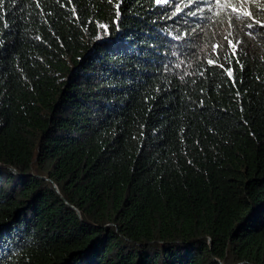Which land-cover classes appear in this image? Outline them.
I'll list each match as a JSON object with an SVG mask.
<instances>
[{
	"label": "trees",
	"instance_id": "obj_1",
	"mask_svg": "<svg viewBox=\"0 0 264 264\" xmlns=\"http://www.w3.org/2000/svg\"><path fill=\"white\" fill-rule=\"evenodd\" d=\"M249 22L215 0H0V264H264Z\"/></svg>",
	"mask_w": 264,
	"mask_h": 264
},
{
	"label": "snow or ice",
	"instance_id": "obj_2",
	"mask_svg": "<svg viewBox=\"0 0 264 264\" xmlns=\"http://www.w3.org/2000/svg\"><path fill=\"white\" fill-rule=\"evenodd\" d=\"M215 3L219 4L221 9L230 8L233 21H239V20H241L242 17H247V18H249L250 21L254 20V23L253 22L247 23V27L252 28L256 25H259L261 28H264V23H262L260 19H255L254 13L252 10H243L244 8L248 7L249 0H236L235 4H227V5L224 3H221L220 0H215ZM252 3H253V6H255V0H252ZM117 7H119V5H117ZM258 14L262 18H264V8H260ZM100 27L103 28L105 30V32H107V25L101 24ZM226 39H227V37H226ZM229 44H231V46L233 48L232 55H235L236 54L235 49H236L237 45L235 43H232V41H229ZM216 47L219 48L220 46L217 45ZM213 62H214L213 60L208 61L209 64H212ZM227 74L230 77L232 76L231 71H228Z\"/></svg>",
	"mask_w": 264,
	"mask_h": 264
},
{
	"label": "rangeland",
	"instance_id": "obj_3",
	"mask_svg": "<svg viewBox=\"0 0 264 264\" xmlns=\"http://www.w3.org/2000/svg\"><path fill=\"white\" fill-rule=\"evenodd\" d=\"M257 1H260L262 4H264V0H255V5L257 4ZM251 5H253L252 0H249V5L248 6H251ZM243 10H247V9L244 8Z\"/></svg>",
	"mask_w": 264,
	"mask_h": 264
}]
</instances>
